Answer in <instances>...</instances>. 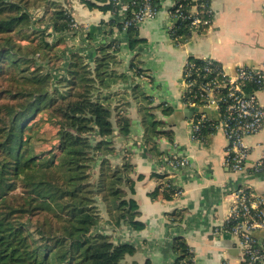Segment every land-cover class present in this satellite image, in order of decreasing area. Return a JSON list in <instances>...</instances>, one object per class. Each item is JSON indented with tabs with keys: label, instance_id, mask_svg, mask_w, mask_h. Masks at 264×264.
Returning a JSON list of instances; mask_svg holds the SVG:
<instances>
[{
	"label": "trees",
	"instance_id": "1",
	"mask_svg": "<svg viewBox=\"0 0 264 264\" xmlns=\"http://www.w3.org/2000/svg\"><path fill=\"white\" fill-rule=\"evenodd\" d=\"M79 1L90 9L118 10L117 0ZM153 5L159 8L160 0H153ZM194 5L202 18L198 25L192 24ZM32 7L44 8L39 20ZM134 8H128L123 19L103 22L104 38L92 45L94 66L86 59L89 45H82L60 46L63 56L53 67L51 50L67 42L66 32L82 36L72 28L75 18L70 2L66 6L58 0H0V264H136L125 262L135 252L133 244L115 242L112 234L99 228L104 221L102 205L114 228L145 226L133 197L134 165L126 158L116 161L115 138L129 135L130 118L119 107L114 114V94L107 92L119 81H127L128 72L116 69L120 60L115 53L120 48L106 35L113 25L122 30ZM178 8L183 16L173 17L170 30L176 44L188 41L195 28L199 33L208 30L204 21L210 18L211 0H178L171 10L175 13ZM39 22L48 26L40 29ZM29 29L42 33L40 42L25 44L18 39ZM128 33L130 46L135 47L140 41L138 27H129ZM41 49L48 50L43 55ZM130 69L143 73L134 63ZM246 89L251 91L253 85ZM131 95L146 104L141 107L145 143L155 151V138L169 132L159 128L163 122L153 111L161 109L168 115L173 108L163 103L150 106L154 99L140 83ZM39 117L57 128L58 142L35 152L29 130ZM216 123L215 119L206 122L202 137L213 132ZM158 174L166 194L176 196L170 174ZM157 194L158 190L152 196ZM172 248L173 264H196L184 237H176Z\"/></svg>",
	"mask_w": 264,
	"mask_h": 264
},
{
	"label": "crops",
	"instance_id": "2",
	"mask_svg": "<svg viewBox=\"0 0 264 264\" xmlns=\"http://www.w3.org/2000/svg\"><path fill=\"white\" fill-rule=\"evenodd\" d=\"M128 0H117V6ZM175 0H160L157 14L138 26L140 41L130 46L128 30L113 25L106 35L108 41L116 40L119 52V72H128L127 81H119L107 92L114 94L112 108L130 118L129 135L117 134L116 161L124 158L134 165L135 180L133 197L139 204V218L143 229L124 225L114 228L106 209L101 212L103 223L100 230L112 234L115 242H130L135 252L128 255L126 263L173 264L176 255L172 248L174 239L182 236L195 254L196 264H223L225 259L235 262L238 255L235 240L222 225L231 207L233 191L240 185L264 195V170L255 172L253 165L264 160V128L257 134L246 136L250 147L248 172H234L225 162L228 140L219 127L203 138L193 140L190 135V117L183 94L186 89L183 67L188 57H211L228 70L237 64L264 66V9L261 0H211L214 19L205 33L193 31L190 39L176 44L170 34L174 20L170 10ZM71 12L81 28H87L88 37L78 38V46H88L86 55L91 56L94 66L93 44L104 38V21L114 19L113 11L90 9L79 0H73ZM77 46V47H78ZM137 64L142 70L137 75L130 65ZM152 96L154 103L173 108L168 115L155 109L156 119L168 130V135L155 138L156 150L145 143V127L141 107L146 105L131 95L137 84ZM264 104V88L258 92ZM162 152L160 156L158 153ZM169 153L186 156L189 164L180 172L169 173L172 184L182 189L180 195L166 194L161 187L163 178L158 173L162 159ZM142 175V177H139ZM158 190L156 197L152 193ZM219 228L220 230H217Z\"/></svg>",
	"mask_w": 264,
	"mask_h": 264
},
{
	"label": "built area",
	"instance_id": "3",
	"mask_svg": "<svg viewBox=\"0 0 264 264\" xmlns=\"http://www.w3.org/2000/svg\"><path fill=\"white\" fill-rule=\"evenodd\" d=\"M261 1L264 9V0ZM177 2L178 0H175L173 6ZM133 5L135 8L132 9V15L125 20L122 30L127 31L131 26L138 27L145 20L154 17L159 10L155 7L157 3L153 5V0H128L118 6L117 11H113L114 18H125L126 10L131 9ZM190 12L193 16L192 24L201 23L202 18L197 15L196 5ZM209 12L210 18L204 23L210 27L214 19L212 7ZM170 14L172 18L175 15L183 16L180 8L175 13L170 10ZM72 28L79 29L82 37L88 34L87 28L82 29L76 20ZM195 31L198 29L195 28ZM66 35L69 37L68 32ZM77 35V39L80 38L79 34ZM115 47L116 45H113V49ZM198 59L203 61L202 65H198L191 57L185 60L183 73L186 89L183 97L187 106L209 108L211 114L198 111L193 113L189 122L191 138H203L204 124L215 119L216 128H221L228 140L226 164L232 171L246 174L250 147L245 138L259 133L264 128V104L258 97V92L264 88V66L253 67L239 63L233 70H228L214 58ZM249 84L253 85L251 91L246 89ZM212 125L215 127V121ZM162 161L160 172L163 173L180 172L189 164L186 156L177 153H169ZM253 170H264V160L257 161ZM175 188L176 195H180L182 189ZM232 195L233 200L222 230L235 240L238 255L235 262L225 259L223 264H264V195L243 185L238 186Z\"/></svg>",
	"mask_w": 264,
	"mask_h": 264
},
{
	"label": "rangeland",
	"instance_id": "4",
	"mask_svg": "<svg viewBox=\"0 0 264 264\" xmlns=\"http://www.w3.org/2000/svg\"><path fill=\"white\" fill-rule=\"evenodd\" d=\"M58 1L62 2L63 5H66V6L68 5L69 2H70V4H72V2H73V0H58ZM34 8H36V7H32L31 10L33 12L35 11L34 12L35 19L39 20V18L45 12L44 8H42V9L39 8L36 10ZM44 16H45L44 19L48 18V15H44ZM47 24L48 23L41 24V22H39L38 27L40 29H42V26L43 25L48 26ZM50 30H52V29L50 28L49 31ZM41 34L42 33L35 32V31H32L31 29H29V30L24 31L23 33H20L19 35H17V37H18V39H22L25 44H26V42L32 41V40H34L35 42L38 43L42 39ZM77 37H78V35L70 34L66 43L62 42L61 45L58 44L59 45L58 49L53 48L51 50V55H50L51 59L49 61L50 66L55 67L57 63L58 64L60 63L61 57L63 56L62 50H60L61 49L60 46H66V47H69L70 49H73L81 43V42H79ZM80 38H81V36H80ZM85 38L88 39V38H90V36L88 37V34H87ZM41 50H42V54L44 55L48 49L47 50L41 49ZM37 57H39V55H37ZM91 58L92 57H90L89 55L86 56V59L88 60V62L92 61ZM62 88L64 89V87H62ZM44 118H41V117L37 118V120L33 122V127L29 130V132L32 134V138H31L30 142L33 144V149L35 152L47 150V149L53 147L58 142L57 128L51 122L47 121ZM104 209H105V207L102 205L101 206V212H104Z\"/></svg>",
	"mask_w": 264,
	"mask_h": 264
},
{
	"label": "water",
	"instance_id": "5",
	"mask_svg": "<svg viewBox=\"0 0 264 264\" xmlns=\"http://www.w3.org/2000/svg\"><path fill=\"white\" fill-rule=\"evenodd\" d=\"M206 112L208 114H211V110L209 108H198V107H191V106H187L185 108V112H186V115L191 117L193 115L194 112Z\"/></svg>",
	"mask_w": 264,
	"mask_h": 264
}]
</instances>
